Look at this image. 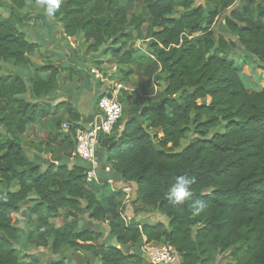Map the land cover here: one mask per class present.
<instances>
[{"label":"trees","instance_id":"16d2710c","mask_svg":"<svg viewBox=\"0 0 264 264\" xmlns=\"http://www.w3.org/2000/svg\"><path fill=\"white\" fill-rule=\"evenodd\" d=\"M37 1L0 0V61L32 68L29 57L40 46L23 30L29 18L20 12ZM128 1L140 2L143 14L129 18L120 0H66L51 15L65 38L83 35L90 53L104 49L125 66L134 60L136 42L147 41L153 66L145 75L160 77L164 85L156 105L124 98L122 119L111 134L100 136L99 195L86 180L87 166L74 156L75 129L84 120L71 103L55 107L68 114L72 126L59 158L50 156L45 166V159H30L22 147L27 130L49 117L34 101L54 99L61 70L39 67L28 85L0 65V128L7 136L0 134V264H21L17 219L26 205L40 226V247L55 256L67 250L100 264H147L140 251L152 243L174 248L182 264H216L224 254L232 260L227 264H264V88L247 89L244 67L228 56L242 49L264 69V26L232 10L225 26L235 41L213 38L217 9L194 0ZM209 3L230 6L229 0ZM126 71L125 81L133 74ZM191 135L196 139L176 153ZM177 176L194 180L193 195L173 205L169 189ZM108 180L135 185L138 201L162 213L168 225L129 224L120 210L124 194L107 192ZM196 201L207 205L199 215L191 209ZM61 211L65 219L86 213L90 223L106 224L115 244L85 226L60 231L55 222Z\"/></svg>","mask_w":264,"mask_h":264},{"label":"rangeland","instance_id":"374dc122","mask_svg":"<svg viewBox=\"0 0 264 264\" xmlns=\"http://www.w3.org/2000/svg\"><path fill=\"white\" fill-rule=\"evenodd\" d=\"M4 1L7 5H10V0ZM65 1L66 0H60V4ZM229 1L230 6L224 8L215 3H209L206 5V0H194L196 6L204 5L209 10L217 9L219 11L220 15L212 27L214 33L213 38H218L223 35L228 40L235 41V38L228 33L225 26V18L229 16L232 10L242 11L250 20L264 26V0ZM120 6L129 18L133 16H141L143 14L142 4L140 2L131 3L128 0H120ZM45 7L46 6L41 3V0H38L37 2L29 4L20 12L22 16L29 18V22L24 25L23 30L26 32L31 42H35V38H37L35 33H39L41 30L43 38H46L51 42H53L56 37L63 34L62 25L60 22L53 20L51 16L46 13ZM145 29L146 26L143 27L144 31ZM72 43L75 47H70V51L67 55H63L64 58L48 55L46 54V48L43 50H41L42 47L39 48L33 55L34 62H31V69L36 70L39 67L53 64V60L56 59L57 61L54 62L55 65L53 66L59 68L65 73L64 81L67 82L70 80L69 82L74 85L71 87L73 91L70 90V93H78L77 95L82 97V104L85 105L86 108L89 107V104L97 102L98 98L113 93L119 85L123 86L119 94L121 104L123 99L127 96H132L135 100L139 99L141 102L155 105L161 102V92L164 87L161 78L155 76L153 79H148L145 75L148 67L153 66V63L149 61L145 53L147 41L136 42L134 48L137 50V53L133 62L128 66L120 64L118 59L108 53L106 55L103 54L104 49L99 50L98 53H90L83 35L75 37ZM67 48L69 47L67 46ZM228 56L232 61L244 67L241 77L247 89L253 91L262 90L264 88V69L262 68V63H260V61L250 59L242 49L230 52ZM70 58L75 59L74 63L72 60V62L67 61L68 63L62 65L63 60ZM0 65L4 71L20 75L26 83L30 85V73H28V68H19L11 63H4L2 61H0ZM61 66L67 67V69L62 68ZM86 69L88 70L87 72ZM128 69L132 70L133 74L125 81V72H127L126 70ZM77 84L82 87H78ZM95 89L96 91H94ZM57 91H59L58 85ZM25 98L32 100L30 94L25 95ZM73 100V111L78 112L74 107V103L75 105H78L80 99L78 98L75 101L74 98ZM39 101L40 100H36L34 102L38 104L41 109L48 112L49 117L30 127L26 134L21 137V141L22 147L29 158L33 160V158L38 155L45 159L46 166L47 159L50 156L59 158L60 155L64 153V150L66 151V147H64L65 145L62 143V140L66 137L64 136L66 134L63 131L62 126L65 123H69L71 118L68 117V114L65 111H56V105L53 103L54 100ZM122 105L124 106V104ZM58 124L60 125L59 127H57ZM0 134L7 138L5 132L1 128ZM195 139L196 136L191 135L188 140L182 142L181 148L175 150V152L182 151ZM113 182V185H106L105 189L107 192H114L113 190L119 191L127 186L132 188L130 198L128 199L127 194L123 193L124 196L122 200H120V210L129 224L142 223L155 225L158 223H164L168 225L169 221L162 213L155 211L150 207H144L141 202L138 201L137 188L135 185H126L119 181ZM91 185L99 190V192H97L99 195L103 185L98 183H93ZM12 190L16 191L17 188L13 187ZM29 208L30 205L24 206L17 219L18 227L23 231L22 236L15 243V248L20 252L21 264H100L97 259L84 253H74L65 250L62 256H55L51 249L40 247V245L43 244L40 226L36 222L35 217L29 216ZM81 223L83 224L82 227L85 226L98 233L104 232V243L109 245L115 244V239L110 238L107 234V225L90 223L86 213L73 220L65 219V212L61 211L55 225L60 231H64L67 225L77 227ZM154 245L157 247L163 246L162 244ZM142 248L140 251L141 254ZM127 252H131V249H128ZM227 263H232L229 254L220 256L216 262V264ZM176 264H182V261L178 259Z\"/></svg>","mask_w":264,"mask_h":264},{"label":"built area","instance_id":"2783aa9c","mask_svg":"<svg viewBox=\"0 0 264 264\" xmlns=\"http://www.w3.org/2000/svg\"><path fill=\"white\" fill-rule=\"evenodd\" d=\"M123 86H117L113 93L103 96L97 102V112L86 124H77L74 134V156L87 166L86 180L89 184H102L99 177L100 163L97 158L99 138L109 135L123 117V106L119 94ZM63 131L69 133L71 125L63 124ZM109 172V168L106 169ZM113 185V180H108ZM129 199L132 188L127 186L121 189ZM114 192L117 190H113ZM124 217V216H123ZM126 220V218H124ZM127 221V220H126ZM143 258L147 264H176L180 259L177 251L168 245L157 247L154 244H145L142 248Z\"/></svg>","mask_w":264,"mask_h":264},{"label":"crops","instance_id":"0c3cea01","mask_svg":"<svg viewBox=\"0 0 264 264\" xmlns=\"http://www.w3.org/2000/svg\"><path fill=\"white\" fill-rule=\"evenodd\" d=\"M41 32H42V30L39 31V33H35L37 35V38H38V39L35 38V43L39 44L40 48L42 47L41 50H43L44 48H46L47 49L46 54H48V55L56 56V57H60V58L63 57L64 58L63 55H67V53L70 51V47H72V48L75 47V45L72 43L73 40H74V38H65L64 34H61L59 37H56L53 42H51L48 39L43 38ZM67 46L69 48H67ZM33 57H34L33 55L31 57H29V60L32 63L34 62ZM72 60H73V63H74L75 59H72V58L63 60L62 65H64L65 63H68L69 61L72 62ZM56 61H57L56 59L53 60V64H50V65H52V66L55 65L54 62H56ZM62 68L67 69V67H62ZM33 71L34 70H32L31 68H30V70H28V73H30L29 74L30 77H31ZM87 71L88 70L86 69V72ZM64 75H65V73L61 70L60 75H59V81H58L59 91H56V95H55L54 99L47 98L44 101H53L54 100L53 103L55 105H57L59 103H63V102H69V103L72 104L73 101H74L73 100L74 98H75V101L79 98L80 99L79 104L78 105H75V103H74V107L82 115V118L84 120V123L83 124H86L87 121L91 117H93L94 114H96V112H97V108H96L97 102L89 104V107L86 108V106L82 104L83 103L82 97H80V96L77 95L78 93H76V94H73V92L70 93V90L73 91L71 87H73L74 85L69 82L70 80H68L67 82H65L64 81V78H65ZM44 77L47 78L48 77V74H46ZM77 86L78 87H82L79 84H77ZM94 91H96V89ZM62 92H63V94H62ZM40 101H43V100H40ZM74 163H75L74 159L73 158L70 159V164H74ZM106 175H108V174H106ZM111 177L113 179H116V176L114 174Z\"/></svg>","mask_w":264,"mask_h":264},{"label":"clouds","instance_id":"9594fccd","mask_svg":"<svg viewBox=\"0 0 264 264\" xmlns=\"http://www.w3.org/2000/svg\"><path fill=\"white\" fill-rule=\"evenodd\" d=\"M41 3L45 5L46 13L51 16L59 9L60 0H41ZM194 180L187 176H177L175 182L169 189V202L173 205H180L190 200L193 195L192 185ZM207 205L203 201H196L191 205L193 214L199 215L205 209Z\"/></svg>","mask_w":264,"mask_h":264},{"label":"water","instance_id":"95a60500","mask_svg":"<svg viewBox=\"0 0 264 264\" xmlns=\"http://www.w3.org/2000/svg\"><path fill=\"white\" fill-rule=\"evenodd\" d=\"M82 225H83L82 223L79 225V229H81V228H82Z\"/></svg>","mask_w":264,"mask_h":264}]
</instances>
